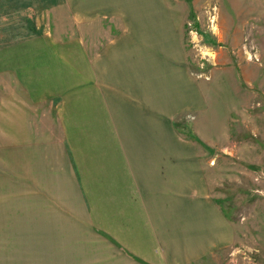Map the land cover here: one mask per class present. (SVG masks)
<instances>
[{
    "label": "crops",
    "instance_id": "1",
    "mask_svg": "<svg viewBox=\"0 0 264 264\" xmlns=\"http://www.w3.org/2000/svg\"><path fill=\"white\" fill-rule=\"evenodd\" d=\"M37 1L0 38V234L68 264L215 263L235 233L179 128L207 102L172 6Z\"/></svg>",
    "mask_w": 264,
    "mask_h": 264
},
{
    "label": "rangeland",
    "instance_id": "2",
    "mask_svg": "<svg viewBox=\"0 0 264 264\" xmlns=\"http://www.w3.org/2000/svg\"><path fill=\"white\" fill-rule=\"evenodd\" d=\"M16 1L28 0H0V38L28 35L24 11L18 18L9 16ZM167 1L207 102L192 125L179 128L199 153L212 199L235 233L233 244L213 264H264V0ZM7 141L0 135V144ZM30 240L0 234V264H68L65 257L72 259L69 251L62 258L57 249L45 251L50 246L41 235Z\"/></svg>",
    "mask_w": 264,
    "mask_h": 264
},
{
    "label": "trees",
    "instance_id": "3",
    "mask_svg": "<svg viewBox=\"0 0 264 264\" xmlns=\"http://www.w3.org/2000/svg\"><path fill=\"white\" fill-rule=\"evenodd\" d=\"M189 136L192 138V136L194 135L191 131H189Z\"/></svg>",
    "mask_w": 264,
    "mask_h": 264
}]
</instances>
